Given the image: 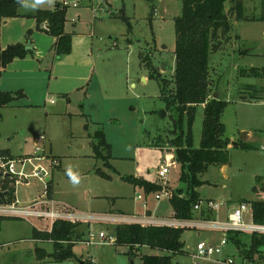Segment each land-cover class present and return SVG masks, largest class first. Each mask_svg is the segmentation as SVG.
<instances>
[{
	"label": "rangeland",
	"instance_id": "374dc122",
	"mask_svg": "<svg viewBox=\"0 0 264 264\" xmlns=\"http://www.w3.org/2000/svg\"><path fill=\"white\" fill-rule=\"evenodd\" d=\"M63 1L26 0L22 12L32 15L39 9L54 10L55 5ZM73 1L69 0L70 3ZM262 2L245 0L249 21H237L230 13L233 4L231 1L226 4L231 30L218 32L213 41L217 49L210 55L211 94L217 93L228 102L222 117L226 137L231 144L244 138L243 142L252 146L251 150L228 147L230 165L210 166L202 175L201 179L208 183L198 190L200 198L223 203L222 208L212 215L213 220L221 222L243 203L264 201V151L261 149L264 142V95L260 93L264 91V76L244 78L240 71L243 68H264V22L251 21L260 17ZM79 5L77 9L68 7L65 28L90 40L86 61L94 66L86 90L72 93L67 102L58 90L64 89L60 81L53 82L49 92L48 71L41 73L44 79L24 81L27 98L0 108V147L15 157L13 161H16L18 172L21 170L20 159L44 156L45 160L34 164L41 165L48 173L53 187V197L52 194L49 197L82 216H106L105 213L116 212L123 214L122 217H138L148 212L154 218H172L173 210L168 200L157 201V193L148 194L124 178L155 182V172L169 157L175 163L168 175L170 187L174 190L185 188L179 181L181 167L175 158L176 148L171 143L182 132L179 115L174 107H168L162 96L164 83L166 95L170 98L175 89L176 20L182 16V1L79 0ZM76 15L79 19L72 22ZM11 21H15L10 22L11 27L21 29L19 22ZM5 29L7 26H1L0 48H7L9 44ZM36 41L39 44L34 38ZM34 58L37 59L35 53ZM163 64L166 71L161 70ZM6 77L5 72L0 74L1 87L12 91L21 89H13L11 80H2ZM248 85H256L257 91L250 90ZM255 94L260 99H254ZM52 100L54 103L50 102ZM203 120L204 106L200 105L194 123L195 148L201 143ZM99 131L105 133L112 150L109 153L102 149L103 156L98 159L93 144ZM40 137L45 141L38 144L37 151L35 144ZM54 160L59 161V166L52 165ZM26 172L31 174L32 168L27 166ZM49 181L29 179L28 183L17 184L15 178L6 182L2 178L1 188H9L18 207H27L42 199ZM251 217L248 208L243 215L244 223L250 224ZM7 218L12 219L2 223L0 264H36L37 249L57 254L53 244L32 239L35 228L47 232L44 220ZM76 223L78 227L71 242L76 259L37 264H86L89 261L130 264L131 260L134 264H142L143 255L163 254L143 246L132 258L124 246L86 245L90 231L102 230L116 238L117 224ZM185 228L182 241L187 254L175 256L172 264H192V254L199 243L209 239L212 245L219 246L225 238L221 232ZM236 240L242 244L240 250L228 239L220 254L210 260H200V264H218L217 260L225 258L232 259L235 264H264V254H256L253 261L244 259L251 243L250 234L237 236Z\"/></svg>",
	"mask_w": 264,
	"mask_h": 264
},
{
	"label": "trees",
	"instance_id": "16d2710c",
	"mask_svg": "<svg viewBox=\"0 0 264 264\" xmlns=\"http://www.w3.org/2000/svg\"><path fill=\"white\" fill-rule=\"evenodd\" d=\"M26 0H0V27L2 23L11 18L21 17L20 10ZM182 16L176 20V50L175 71L173 77L174 93L171 98L166 95V86L162 88V96L168 107H174L178 113V124L181 134L171 140L176 148L175 158L180 165L179 181L185 185L184 189L171 190L173 196L169 200L173 209V217L178 220H192L195 218L194 208L201 201L198 189L207 181H203L202 175L210 166L225 167L230 165V140L226 137V126L222 117L228 102L221 99H213L210 81V55L217 47L213 41L218 32L222 30L228 33L231 30L229 15L226 13V4L231 1L233 7L230 13L237 21H249L245 13V0H181ZM67 7L57 4L54 10H38L33 16L37 22L39 31L51 35L57 39L54 46L55 58L62 59L70 54L72 46V33L65 31L67 20ZM251 21L264 22V0L260 17ZM47 23L48 29H43ZM31 31L28 32L25 44L8 46L0 50V68H6L15 60H22L33 55L34 48L31 40ZM248 54V53H247ZM241 76L246 78H260L264 76V68L241 69ZM248 88L257 91L256 85H248ZM258 93V92H256ZM264 94V91H260ZM253 95L254 99H260ZM262 97V96H261ZM22 90L16 92L0 91V108L9 107L15 101L25 99ZM204 106V120L201 143L198 148L194 147V123L196 120L197 107ZM87 117L86 115H84ZM186 121V122H185ZM186 123V127H184ZM93 148L96 158H101L102 149L109 153L111 145L106 140L103 131L97 132L94 137ZM237 148L251 150L252 146L241 142ZM9 150L0 147V164L14 160ZM0 173L2 171L0 170ZM9 177L4 178L6 182ZM127 183L135 187H141L146 193H157L162 190L160 185L146 181L142 178L125 177ZM52 183L48 182V196L52 194ZM7 193L6 203L15 201V195L9 188H2ZM1 202V201H0ZM253 219L256 224H264V201L251 202ZM212 212H202L200 217L213 220ZM7 218L0 216V237L2 223ZM78 224L64 220L53 223L51 231L44 232L34 229L33 240L46 241L54 245L57 254H47L43 249H37L36 259L42 261L52 259L57 262L75 260L73 253L72 234ZM186 228L169 226H156L141 224H120L116 226V245L129 249L128 254L134 258L138 255L141 247L146 246L159 250L161 255H143L142 264H172L177 255L187 254L184 250L182 234ZM244 233L230 232L228 239L231 240L238 250L242 247L237 236ZM251 243L244 259L252 260L256 254H264V236L250 235ZM2 247L0 241V248ZM244 256V255H243ZM86 264H97L89 261Z\"/></svg>",
	"mask_w": 264,
	"mask_h": 264
},
{
	"label": "built area",
	"instance_id": "2783aa9c",
	"mask_svg": "<svg viewBox=\"0 0 264 264\" xmlns=\"http://www.w3.org/2000/svg\"><path fill=\"white\" fill-rule=\"evenodd\" d=\"M63 7H73L75 9L79 8V0H75L72 3L69 0H64L62 3ZM79 19V15H76L72 22H76ZM43 29H48L47 23L43 24ZM51 103H54L52 100ZM45 139L40 137L36 142L37 151H39L38 144L44 143ZM264 151V145L261 148ZM45 160L44 156L37 157H27L19 160L21 164V170L18 172L16 167V161H9L8 163H1L0 170L2 173L7 175L9 178L16 180L17 184L28 183L29 179H38L43 182L47 180L48 173L41 166L34 164L35 161ZM18 162V161H17ZM53 166H59V161L54 160L52 163ZM30 166L32 168L31 174H27L26 168ZM175 167L173 159L167 157L162 165L159 167L158 171L155 172L157 185L162 187V190L157 192L155 199L160 200H170L173 196V191L171 190L168 175L170 170ZM47 189V186H46ZM18 201L15 200L11 204L1 203L0 202V216L4 217H15L17 219H37L44 220V222L49 223L50 230L52 225L57 220L69 221L72 223L76 222H86L89 223L90 219L87 216H82L80 214L74 213L70 207L56 202L54 199H51L48 196L47 191L42 195V199L31 203L27 207H18ZM223 206V203H216L214 201H201L198 205L195 206L193 212L195 218L192 220H178L174 217L166 220L159 221L153 217L140 218L136 216L132 217H120V222L128 224H141L146 225H156V226H169L177 228H191L198 231H211V232H221L225 235V238L222 239L219 243V246H214L211 244L210 240H205L197 245L196 251L192 254V264H200V260H210L214 255L220 254L225 246L228 243V233L230 232H240L244 234H256L258 236H264V224H256L253 219V209L251 202L243 203L239 207L235 208L231 214L228 216L227 220L221 222L218 220H207L200 217L202 212H218ZM145 208V205L143 206ZM248 208L251 210V223L245 224L243 221V215L248 211ZM105 219V218H104ZM101 220H103L101 218ZM106 222L110 219H105ZM108 244L116 245V238L108 236L104 231H90L88 233V238L85 240L86 245H97V244ZM218 264H235L232 259H221L217 260Z\"/></svg>",
	"mask_w": 264,
	"mask_h": 264
},
{
	"label": "crops",
	"instance_id": "0c3cea01",
	"mask_svg": "<svg viewBox=\"0 0 264 264\" xmlns=\"http://www.w3.org/2000/svg\"><path fill=\"white\" fill-rule=\"evenodd\" d=\"M24 4H23V6H24ZM56 6H57V4L55 5V7ZM22 8L20 10V13L22 16L18 17L19 19H7L2 23L1 26H3V25L7 26V29H5V30L8 31L7 36L10 39V40H8V43H9V44H7L8 46L19 44V43L25 44L26 40L24 41V39H26L27 34H28L26 32L31 31L32 34L34 33L31 36V40L33 43L34 53H35V56L37 59H35V58L32 59L33 55H34V53H33V55L28 56L25 59L13 61L4 69L0 68V74H2L3 72H5V74H7V77L2 79V80H11V87L13 89L21 88L19 90H22L24 92V94L26 95V93L24 91V89H26V86L24 85V81L44 79V77L41 76V73L43 71H48V77L50 80L48 83L49 92H50L51 84L53 82L60 81L62 83V85L64 86V89L59 88L58 90L60 91L61 96L64 97L65 100L68 102L69 99L71 98L70 95L72 93L78 92V91L82 92V91L86 90L87 82H88L89 77H90V71L92 70V66H94L91 62L89 63L86 61L87 53H88V46H89L90 40L87 36H83V34H79L75 31L69 32L65 28V31L67 33L73 34L71 52H70V54L64 56L62 59H56L54 46L56 44L57 39L51 35H48V34L38 30L36 19L33 17L37 13L38 10L35 12V14L31 15V14H25V12L23 13ZM39 10H41V9H39ZM11 20H16V22H19L21 29L17 30L16 29L17 26L11 27L10 22H15V21H11ZM20 26H18V27H20ZM0 29H1V27H0ZM34 38L39 40V44L37 43V41L34 42ZM43 38H45L46 41L42 42ZM44 44H46L47 46L45 47ZM47 47H48V49L46 50ZM5 49L6 48H0V50H5ZM52 52H53V55H52ZM98 52H101V51L99 50ZM52 57H53V61H52ZM49 58H51V60ZM38 61H39V64H38ZM50 61H52L51 65H49ZM4 90H6V91H4ZM0 91L1 92H16L17 90L12 91V90H8V88H6L5 86H2V87L0 86ZM26 98H27V95H26ZM263 145H264V142L261 146H263ZM232 146L233 145L230 142L229 148ZM47 181H49V178H47ZM153 183H155V182H153ZM45 191H47V189H45ZM45 191H44V193H45ZM52 197H53V193H52ZM51 199H54V198H51ZM137 200H139V199L137 198ZM56 202H58V201H56ZM58 203H60V202H58ZM169 203H170V201H169ZM61 204H63V203H61ZM63 205H66V204H63ZM66 206H68V205H66ZM71 210L74 213L78 214L75 211V209L71 208ZM230 214L231 213H229L226 216V218H225L226 220ZM104 215H106V216H103V215L102 216H87V218H89L90 221H96L99 223L100 222L105 223L106 222L105 219H110V222L116 223L117 225L122 224V222H120V217H122L121 215H123V214H119L116 212H109V213H105ZM173 215H174V213L172 214V218H173ZM138 217L145 218V217H153V216L151 213H150V215H148V212H147V213H145L144 216H138ZM219 217H221V214L219 215ZM101 218L103 220H101ZM154 219H157L159 221H166V220H169L171 218L163 217L161 219L160 218H154ZM107 222H109V221H107ZM88 224H90V223H88ZM45 225L47 227L46 228L47 232L51 231L50 225L48 226L47 222H45ZM45 225L43 223V226H45ZM39 231H43V229L39 230ZM206 240H209V239H206ZM35 261L37 264L38 262L46 263V262H50V261L52 262L53 260L52 259H45L42 261H38L36 259ZM72 261L73 260H67L64 262H72Z\"/></svg>",
	"mask_w": 264,
	"mask_h": 264
},
{
	"label": "water",
	"instance_id": "95a60500",
	"mask_svg": "<svg viewBox=\"0 0 264 264\" xmlns=\"http://www.w3.org/2000/svg\"><path fill=\"white\" fill-rule=\"evenodd\" d=\"M167 67L165 64L162 65L161 67V70L162 71H166ZM213 99H219V95L217 93L213 94ZM245 141V139L243 138L242 141H239V142H236V143H233L232 145L235 146V147H238L240 145L241 142ZM8 177L7 175H5L4 173H0V201L2 203H6V197H7V193L5 191L2 190L1 188V180L2 178H6ZM81 264H83L81 262ZM130 264H134V260H131V263Z\"/></svg>",
	"mask_w": 264,
	"mask_h": 264
}]
</instances>
